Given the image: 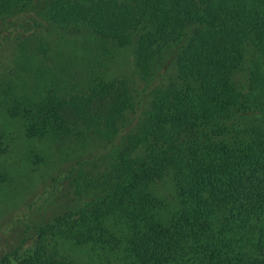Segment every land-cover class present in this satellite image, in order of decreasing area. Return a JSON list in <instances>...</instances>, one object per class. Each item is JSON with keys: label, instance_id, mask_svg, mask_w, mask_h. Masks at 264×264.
I'll return each instance as SVG.
<instances>
[{"label": "trees", "instance_id": "1", "mask_svg": "<svg viewBox=\"0 0 264 264\" xmlns=\"http://www.w3.org/2000/svg\"><path fill=\"white\" fill-rule=\"evenodd\" d=\"M34 4L0 0V20ZM45 4L46 22L87 31L102 54L133 46L137 91L171 46L175 76L152 86L133 124L125 79L96 75L70 91L49 73L3 95L26 137L98 145L1 227L18 231L0 264H264V0ZM166 178L173 192L158 194Z\"/></svg>", "mask_w": 264, "mask_h": 264}, {"label": "rangeland", "instance_id": "2", "mask_svg": "<svg viewBox=\"0 0 264 264\" xmlns=\"http://www.w3.org/2000/svg\"><path fill=\"white\" fill-rule=\"evenodd\" d=\"M46 1L35 0L34 6L25 13L0 20V130L8 142L7 150L0 155V256L15 245L13 231H18L13 227V231L5 233L1 227L16 219L20 209L28 212L27 206L43 195L53 176L77 160L89 157L98 145L89 137L84 144L73 136L60 140L26 137L20 121L10 117L1 106L3 95L11 87L18 93L30 92L35 80L46 81L44 77L49 73L55 82L70 91L80 90L96 75L125 79L139 105L138 113L129 114L133 124L135 116L145 108L152 86L166 84L175 76V52L171 46L163 54L156 77L147 84L139 83L137 91L133 85V46L113 48L107 44L108 49H103L102 54L87 31L78 32L46 22L43 17ZM156 190L158 194L171 195L173 186L166 178L158 183ZM42 208L45 206L28 215L27 222L31 225L38 222L45 212Z\"/></svg>", "mask_w": 264, "mask_h": 264}]
</instances>
